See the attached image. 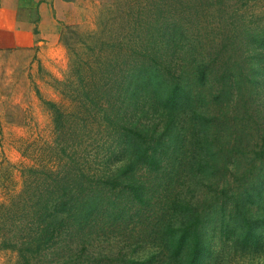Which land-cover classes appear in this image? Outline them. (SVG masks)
I'll return each mask as SVG.
<instances>
[{
  "label": "trees",
  "instance_id": "1",
  "mask_svg": "<svg viewBox=\"0 0 264 264\" xmlns=\"http://www.w3.org/2000/svg\"><path fill=\"white\" fill-rule=\"evenodd\" d=\"M182 14L191 26L197 12ZM226 14L218 15V36L191 45L183 59L179 38L191 28L168 19L171 10L159 12L154 45L143 42L132 13L124 42L104 43L97 33L80 42L85 57L64 85L67 105L47 104L53 146L45 162L27 170L28 195L18 197L27 199L29 236L4 243L24 264H46L63 235L88 243L84 231L100 219L128 226L133 209L150 208L159 187L168 191L181 178L189 187L196 179V188L213 178L216 187L208 185L212 195L201 202L172 198L148 225L163 247L162 264H209L214 236L234 252L264 250V126L235 124L257 135L242 146L228 124L233 113L259 112L253 96L264 93V26L248 29L235 10ZM64 45L76 51L68 39ZM182 123L192 129L190 152ZM141 170L153 179L140 180ZM221 170L229 177L217 178ZM117 262L152 263L128 254Z\"/></svg>",
  "mask_w": 264,
  "mask_h": 264
},
{
  "label": "rangeland",
  "instance_id": "2",
  "mask_svg": "<svg viewBox=\"0 0 264 264\" xmlns=\"http://www.w3.org/2000/svg\"><path fill=\"white\" fill-rule=\"evenodd\" d=\"M77 3L79 10H70L71 23H61L59 30V46L54 53L39 57L36 54L5 56L0 61V264H24L18 253L4 243L16 242L18 238L26 241L29 236V223L26 216L28 195L25 180L27 170L32 166L45 162L48 146H53L55 138L53 115L48 107L54 103L58 107L67 105L65 83L73 75V67L77 60H83L84 50L80 42H85L88 35L97 33L104 43L116 44L124 42L122 35L128 31L127 15L134 14L140 21L138 31L145 44L154 45L158 42L159 12L171 10L173 15L168 19L180 18L182 13L197 12L194 23L186 19L188 35L180 36L178 44L179 56L190 51L191 45H204L207 41L218 36V15L220 11L225 18L227 12L235 10L236 17L245 23L248 29L264 26V0H67ZM184 22V23H185ZM193 29V30H192ZM69 40V46L76 51L72 53L64 45ZM93 41L87 42L91 45ZM121 49L124 45L120 44ZM198 49V47H197ZM73 50V49H72ZM119 52V53H117ZM113 54L121 55L117 50ZM126 51H124L125 53ZM184 56H181L183 59ZM254 91V90H253ZM255 94V91H254ZM255 99L259 112L246 114L233 113L228 120L231 134L237 135L242 146H247V140L257 135L235 124L253 125L258 121L264 126V93ZM149 107V106H148ZM220 108L215 107L213 112ZM146 119V120H145ZM143 122L149 121L148 114ZM233 119H238L232 121ZM185 120H183L184 122ZM187 130L185 150L191 151L189 126L182 123ZM182 128V130H183ZM247 135V136H245ZM259 136V135H258ZM252 142V141H251ZM233 160V159H232ZM225 171V172H224ZM229 173L221 170L216 177L223 178ZM140 180L149 182L152 174L144 170L138 171ZM182 178L173 184L159 187L154 194L150 208L133 209L130 216L132 221L127 225H111L104 220L91 223L84 231L88 243L80 245L77 236L63 235L62 242L55 253L44 257L46 264H120L121 256L128 254L132 258L144 260L151 258V264H162L165 260L163 247L155 233H150L148 226L162 215L171 204L174 197H185L191 203L201 202L212 195L210 190L216 187L213 178L204 185H198L194 179L189 187ZM211 182V183H209ZM212 185V189H208ZM220 188V187H218ZM26 199V201H24ZM156 218V219H155ZM210 233V229L208 230ZM214 258L209 264H264V250L259 253L234 252L229 245L213 237ZM113 255V256H112Z\"/></svg>",
  "mask_w": 264,
  "mask_h": 264
},
{
  "label": "crops",
  "instance_id": "3",
  "mask_svg": "<svg viewBox=\"0 0 264 264\" xmlns=\"http://www.w3.org/2000/svg\"><path fill=\"white\" fill-rule=\"evenodd\" d=\"M70 10H79L76 2L0 0V61L5 56L54 53L59 46L60 24L71 23Z\"/></svg>",
  "mask_w": 264,
  "mask_h": 264
}]
</instances>
